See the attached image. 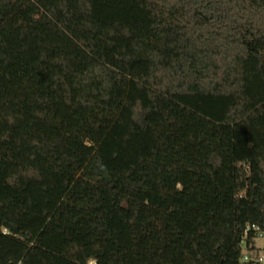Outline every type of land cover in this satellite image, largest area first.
Returning a JSON list of instances; mask_svg holds the SVG:
<instances>
[{"label": "trees", "instance_id": "trees-1", "mask_svg": "<svg viewBox=\"0 0 264 264\" xmlns=\"http://www.w3.org/2000/svg\"><path fill=\"white\" fill-rule=\"evenodd\" d=\"M262 233L264 0H0V264H264Z\"/></svg>", "mask_w": 264, "mask_h": 264}, {"label": "built area", "instance_id": "built-area-1", "mask_svg": "<svg viewBox=\"0 0 264 264\" xmlns=\"http://www.w3.org/2000/svg\"><path fill=\"white\" fill-rule=\"evenodd\" d=\"M249 229H253V230H255V231H260V228L258 227V226H252V227H248L247 228V230H246V234L248 233V230ZM246 242L245 241H243V243H242V247H243V252H242V260L243 261H250V260H256V261H259V262H263L264 261V259H263V257H261V256H259V255H257V256H255V259L254 258H252L251 257V254L247 251V249H246ZM257 257V258H256Z\"/></svg>", "mask_w": 264, "mask_h": 264}, {"label": "rangeland", "instance_id": "rangeland-1", "mask_svg": "<svg viewBox=\"0 0 264 264\" xmlns=\"http://www.w3.org/2000/svg\"><path fill=\"white\" fill-rule=\"evenodd\" d=\"M255 246L258 249V255L264 259V233L255 239Z\"/></svg>", "mask_w": 264, "mask_h": 264}]
</instances>
